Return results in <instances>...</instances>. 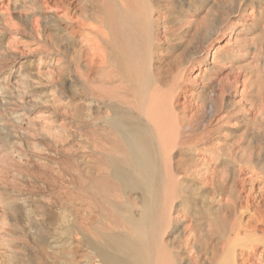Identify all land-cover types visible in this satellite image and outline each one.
<instances>
[{
    "label": "bare ground",
    "instance_id": "bare-ground-1",
    "mask_svg": "<svg viewBox=\"0 0 264 264\" xmlns=\"http://www.w3.org/2000/svg\"><path fill=\"white\" fill-rule=\"evenodd\" d=\"M225 1L239 19L221 9L219 28L205 18L194 50L180 45L176 54L170 39L179 36L170 25L188 19L190 26L199 13L179 19L173 0H0L1 59L31 64L49 39L61 45L47 62L38 58L47 79L31 84L52 89L45 102L61 107L78 141L72 151L64 126L51 139L44 111L36 138L22 134L26 150L51 145L44 155L57 165L58 182L28 195L1 192L0 264H264V84L252 89L244 76L231 87L229 74L209 84L241 64L244 47L264 55V0ZM191 2L200 8V0ZM14 74L3 77L1 103ZM201 82L209 85L195 90ZM194 99L205 103L194 114L206 130L187 115ZM243 103L256 113L231 130L228 119ZM5 115L12 127L33 125ZM12 137L11 145L0 127V173L26 161L14 146L21 139ZM200 158L205 202L188 185L187 167Z\"/></svg>",
    "mask_w": 264,
    "mask_h": 264
},
{
    "label": "rangeland",
    "instance_id": "rangeland-1",
    "mask_svg": "<svg viewBox=\"0 0 264 264\" xmlns=\"http://www.w3.org/2000/svg\"><path fill=\"white\" fill-rule=\"evenodd\" d=\"M192 2H191V0H181V1L180 0H173L172 11L176 17H179V19L184 18L183 15L186 12H190L191 15H194L195 13H197V14L199 13L198 15H196V17L193 18L194 22L192 25H190L191 27L187 25L188 23H190L188 19H187V21L183 22V26H182V24H179L176 21H173V23L170 25L172 28H174L175 33L178 34V36H179L178 40L174 37L170 39V45L174 46L176 54H178V52H179L178 48L180 47V45L184 46L185 44H188V49L194 50L195 45L197 44V41L199 40L198 39V37H199L198 33L202 32V28H203L202 24L205 21V18L208 20L210 28H213V29H215L216 27L219 28V26L221 25L220 22L222 20L219 17V13H220L221 9H223V8L229 9V11H228V13H229L228 18L229 19H231V20L234 19V21H237V19H239V16L236 15L237 13H236L235 8L230 9L232 7H228L227 4L225 3L226 2L225 0H200L201 5L199 6L200 8H198V10H196L197 7ZM257 5H258V2H254L253 5H250V6H252L253 8L254 7L256 8ZM184 7H186V8H184ZM204 8H205V10L203 11ZM185 19H186V17H185ZM184 23H187V24H184ZM214 25H216V26H214ZM189 27H190L189 32H187V34H185L186 36L183 37V33L188 31L187 28H189ZM183 42H184V44H183ZM23 43L29 44L30 40L25 38V41H23ZM42 46L43 47L41 48L39 55H37L36 53L35 54L33 53L34 55L31 57L32 59L28 57L31 64L29 63V61L25 62V60H23V59L20 60L19 58H14V57H8L7 59H1L0 58V86L3 84V77L7 76L11 72H12V74L15 73L14 76L12 77V81L7 83V85H6L7 90L5 92H6V98H7L8 102L7 103H1L0 102V119H2V121H3L0 123V125H1L0 127H1V129H3V135L6 136L7 138H9L11 145H12V143H16V141L12 137V134H16L17 138L19 140L21 139L20 140L21 143L18 142L19 145L18 144L14 145L15 148L16 149L21 148L26 153V156L24 157V159H26V161L24 160L21 164L13 163L11 165H8L0 173V194L3 191L14 190V191H16L22 195H24V194L28 195V194L34 193L35 190L37 189V187L40 185V183L46 182V184H48V183L58 182L57 181L58 179L55 177L57 165L49 163L48 160L52 159L50 155H48L49 157L48 156L46 157L44 155L45 151L52 149L51 145L49 143H45V144L40 145L41 150H33V151L32 150H26L25 145L23 143V140L21 138L22 134H24V133H26V134L28 133L32 137L36 138V135L38 134L36 131V129H37L36 125L39 123V120L37 117L41 116L42 111L45 112L44 116L47 117V124L52 129V132L50 133L51 139L56 138L58 129L60 127L64 126L66 129H68L71 132L70 138L67 139V142L69 143L70 148H72L71 150L72 151L76 150L77 145H78V143H77L78 142L77 141V130L73 124H70L67 122L61 107L57 106V107L53 108L50 106V104L48 102H45L49 99L48 96H50L52 94V89L47 90L46 87L41 88V87H36L35 85L31 84L32 81L37 79L38 77H41L43 80L47 79V73L44 70L43 64L41 66L42 68H40L38 70V66L40 63V62H38L39 61L38 58L39 59L41 58L42 60L45 59L47 62L49 59H51L52 57H55L56 54H59V52H61V45L58 44L57 42H55L53 38L46 41V43L42 44ZM244 48H246L247 53L241 59L242 60L241 64L232 70L227 68V67H224L223 72L219 75L220 77L218 76L217 79L212 80L211 82H209V84L214 86L218 81L220 82V80H222L223 82L224 81L226 82V80H225L226 75L229 74L230 77L228 76L227 82L229 81V78L231 79V81L228 82L229 83L228 86L233 87L234 86L233 85L234 80H237V81L239 80L238 82L240 85L242 83V79L244 76L251 77L252 89L257 87V86L258 87L263 86L262 84H264V55H262L260 57L257 56L256 53L254 52L253 46H251V45H248L247 47H244ZM20 49L21 50L23 49L22 52L26 53V51H25L26 48H24V45H20ZM261 51L264 52V44L261 47ZM249 57H250L249 61H254V63H252L250 66L246 65V63H245V61ZM18 61H19V63H18ZM15 62H16V64H15ZM168 64L170 65L171 63L168 61ZM23 66H25V68ZM224 71H225V73H224ZM238 72H239V75H238ZM233 77L235 79H233ZM204 84H207V83H205V82L199 83L198 85L195 86V90L198 89L197 88L198 86H201ZM209 84H207V85H209ZM189 88H191V87H189ZM21 96L23 98H21ZM263 100H264V96H263ZM226 101H229V100L226 99ZM192 104L193 105H191L189 107L190 110L189 111L187 110L188 117L192 119V121H191L192 127L195 129H198V130H200V129L206 130L207 124H205V120L201 123L198 122V120H197V118L201 116V113L199 112L200 114H198L197 116H196V113L194 114V112H196L197 110L202 109V107L205 105V103L202 102L200 99H194V103H192ZM226 104H227L226 106H228L227 108H229L230 103H226ZM244 104L246 105V103L242 104L243 111L239 110V112L230 116L228 119L229 121L226 119V122L227 121L229 122L228 126H230L231 128L235 127V129H231V130L236 131L237 128L239 129L242 123H240V122L237 123L236 121L241 120L246 114L252 113L253 109H250L248 107V105L245 106ZM195 105H197V107ZM242 106H240V107L242 108ZM235 107L238 108L239 106H235ZM24 110H26V111H24ZM228 110L230 111V108ZM10 111L15 112L16 114L20 115L24 121H30L31 120V123L33 125H31V127L25 126V125H23L22 127H19V126L12 127L9 124V122H7V119L9 116L5 115ZM255 113H256L255 110H253V114H255ZM5 116H7V118H5ZM253 120H255V119H253ZM232 121H235V122H232ZM230 127H228V128H230ZM253 127H254L253 129L255 130L256 126L253 125ZM252 134L254 135V132H252ZM258 135H264L263 128L259 129ZM19 136H20V138H19ZM224 137H225V134H223V136L221 138H224ZM225 138H227L229 141H232V142H234V141L238 142L240 139L239 133L235 134L234 136L233 135L227 136ZM69 145H68V148H69ZM204 154H206V153H204ZM37 155L45 156L46 159L48 158L47 162L46 161H45L46 163L44 162L45 167H43V165H42L44 163L35 161L36 160L35 156H37ZM200 157L201 158L203 157V159L205 158V161L209 159L208 153L206 155H202ZM203 159L197 160L194 163H190L188 165L187 169L189 171V175L191 176V178H190L191 180H189L188 185H190V188L193 190L195 195H197L198 200H202L205 202L207 199H205L201 196V193L203 192L201 189L204 188V186H202V185L206 179V173H205L206 166L203 164V161H202ZM28 161H29V163H28ZM197 168H198V170H197ZM32 170H33V172H32ZM199 170H201V173ZM28 172H29V174H28ZM183 176L184 175L179 174L178 178L179 179L183 178ZM203 176H205V178ZM192 183H194V184H192Z\"/></svg>",
    "mask_w": 264,
    "mask_h": 264
}]
</instances>
